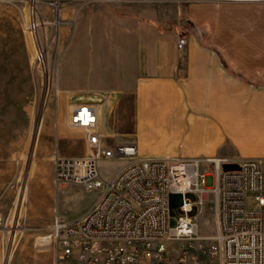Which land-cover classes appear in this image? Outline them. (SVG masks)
Masks as SVG:
<instances>
[{"label": "rangeland", "instance_id": "rangeland-1", "mask_svg": "<svg viewBox=\"0 0 264 264\" xmlns=\"http://www.w3.org/2000/svg\"><path fill=\"white\" fill-rule=\"evenodd\" d=\"M50 3L0 0V264H54L53 243L44 238L54 217L85 211L99 194L79 184L57 188L46 179L57 153L78 156L85 151L81 132L66 124L75 97L58 84L60 62L68 50L61 30L71 29L78 14L123 11L147 32L213 49L229 76L257 87V92L243 94L242 104L251 98L264 103V0H64L59 32ZM71 36L67 34L66 41ZM122 163L103 161L101 174L113 175ZM188 197L196 202L190 215H198L201 234L213 236V195H207L205 203L193 193ZM182 201L181 194L169 195L172 227L183 215ZM257 207L254 195H249L248 208Z\"/></svg>", "mask_w": 264, "mask_h": 264}, {"label": "built area", "instance_id": "built-area-1", "mask_svg": "<svg viewBox=\"0 0 264 264\" xmlns=\"http://www.w3.org/2000/svg\"><path fill=\"white\" fill-rule=\"evenodd\" d=\"M39 1L30 0L32 5ZM61 1L50 0L57 32ZM185 45L181 38L179 49ZM110 98L106 92L99 100L71 101L66 124L81 132L88 152L57 153L54 182L57 188L79 184L99 194L79 217H54L44 237L53 243L54 263L264 264V157L142 156L135 143H113L114 136L101 126L99 111ZM107 160L123 163L104 177L100 162ZM225 164L236 166L225 169ZM171 193L183 196V215L174 227L169 224ZM189 193L197 195L199 203L213 195V236L201 234L198 215H190L196 202ZM251 194L256 209L248 208Z\"/></svg>", "mask_w": 264, "mask_h": 264}, {"label": "crops", "instance_id": "crops-1", "mask_svg": "<svg viewBox=\"0 0 264 264\" xmlns=\"http://www.w3.org/2000/svg\"><path fill=\"white\" fill-rule=\"evenodd\" d=\"M61 31L68 50L58 84L75 100L111 94L99 115L113 143H135L145 157H264V103L242 104L257 87L229 76L213 49L190 41L180 50L138 19L107 9L82 12ZM83 144L78 156L88 152ZM46 175L55 183L54 167ZM85 211L60 216L73 220Z\"/></svg>", "mask_w": 264, "mask_h": 264}, {"label": "water", "instance_id": "water-1", "mask_svg": "<svg viewBox=\"0 0 264 264\" xmlns=\"http://www.w3.org/2000/svg\"><path fill=\"white\" fill-rule=\"evenodd\" d=\"M236 165H232V164H225L224 167L225 169H228V168H233L235 167Z\"/></svg>", "mask_w": 264, "mask_h": 264}, {"label": "bare ground", "instance_id": "bare-ground-1", "mask_svg": "<svg viewBox=\"0 0 264 264\" xmlns=\"http://www.w3.org/2000/svg\"><path fill=\"white\" fill-rule=\"evenodd\" d=\"M58 23V22H57Z\"/></svg>", "mask_w": 264, "mask_h": 264}]
</instances>
